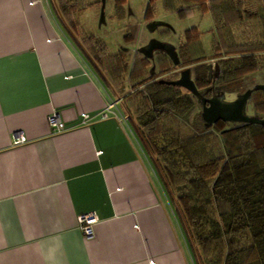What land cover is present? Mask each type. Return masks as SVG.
<instances>
[{
	"label": "crops",
	"instance_id": "crops-1",
	"mask_svg": "<svg viewBox=\"0 0 264 264\" xmlns=\"http://www.w3.org/2000/svg\"><path fill=\"white\" fill-rule=\"evenodd\" d=\"M0 264H196L122 100L52 0H0Z\"/></svg>",
	"mask_w": 264,
	"mask_h": 264
},
{
	"label": "trees",
	"instance_id": "trees-1",
	"mask_svg": "<svg viewBox=\"0 0 264 264\" xmlns=\"http://www.w3.org/2000/svg\"><path fill=\"white\" fill-rule=\"evenodd\" d=\"M52 1L65 27L122 100L179 213L196 264H264V123L192 124L186 119L195 105L191 91L161 81L195 66L191 78L211 98L216 87L262 70L264 0H160L167 13L212 17L209 50L202 33L188 28L175 46L178 63L163 50L153 57L138 51L132 62L123 50L110 52L81 22L82 13L91 4L101 6V0ZM113 2V16L125 15L122 0ZM155 2L149 1L148 11ZM209 59L219 66L214 81L204 64ZM262 92L254 108L264 114Z\"/></svg>",
	"mask_w": 264,
	"mask_h": 264
},
{
	"label": "rangeland",
	"instance_id": "rangeland-1",
	"mask_svg": "<svg viewBox=\"0 0 264 264\" xmlns=\"http://www.w3.org/2000/svg\"><path fill=\"white\" fill-rule=\"evenodd\" d=\"M90 1L94 2L96 0ZM149 1L122 0L126 13L123 16L116 17L113 16V0H106L104 22H101L100 18L101 6L97 3L91 4L82 13L81 22L86 31L96 34L106 42L110 52L114 53L123 50L129 62H132L136 52L140 51L151 40H158L176 46L183 32L191 27H196L202 33L203 45L206 50H209L211 43L210 29L213 26L210 14L195 12L185 17H180L176 13L164 12L160 0H156L154 9L148 11ZM155 22L159 24L152 27V23ZM204 64L208 65L209 77L211 81H214L219 71L217 60L209 59ZM194 67L192 66L190 70ZM167 75L169 76V80L177 81L181 78L182 71L176 70ZM262 85H264V68L252 76L230 83L227 87H216L215 96H223L224 100L231 102L250 92L244 113L249 117L264 119V114L254 108L255 100L263 93V89L260 88ZM191 93L195 100V105L186 119L192 124L203 123L207 125L202 116L203 100L207 97L202 90ZM199 114L201 118L196 122V115ZM232 123L237 122L225 121V126L228 127Z\"/></svg>",
	"mask_w": 264,
	"mask_h": 264
},
{
	"label": "water",
	"instance_id": "water-1",
	"mask_svg": "<svg viewBox=\"0 0 264 264\" xmlns=\"http://www.w3.org/2000/svg\"><path fill=\"white\" fill-rule=\"evenodd\" d=\"M105 2L106 0H101V12L100 18L101 22L105 21ZM159 23H152V27L157 26ZM155 50L165 51L175 63L179 62L177 51L175 45L170 43L161 42L158 40H151L145 47L140 51L147 57H153ZM162 82L174 83L176 85L183 86L190 90L191 92L197 91V88L190 76V69H184L182 71L181 78L177 81L161 80ZM264 90V85L260 86ZM250 92L245 93L243 96L236 100L227 102L224 100L223 96H213L211 98H206L203 100V118L209 123H215L219 120L223 121H236V122H258L264 123V119L249 117L244 113L245 105Z\"/></svg>",
	"mask_w": 264,
	"mask_h": 264
},
{
	"label": "built area",
	"instance_id": "built-area-1",
	"mask_svg": "<svg viewBox=\"0 0 264 264\" xmlns=\"http://www.w3.org/2000/svg\"><path fill=\"white\" fill-rule=\"evenodd\" d=\"M83 117L86 119L89 117V114L83 113ZM108 117L107 112H103L101 114V118L105 119ZM49 124L51 126V129L54 133L62 132L66 129L65 122L62 120L60 114L57 111H53L48 116ZM25 141V137L23 135L16 136L15 143H20ZM79 224L80 227L84 233V235L87 238H90L93 236V224L98 220V216L95 212H88L80 214L79 217Z\"/></svg>",
	"mask_w": 264,
	"mask_h": 264
},
{
	"label": "flooded vegetation",
	"instance_id": "flooded-vegetation-1",
	"mask_svg": "<svg viewBox=\"0 0 264 264\" xmlns=\"http://www.w3.org/2000/svg\"><path fill=\"white\" fill-rule=\"evenodd\" d=\"M154 52H156V50Z\"/></svg>",
	"mask_w": 264,
	"mask_h": 264
}]
</instances>
